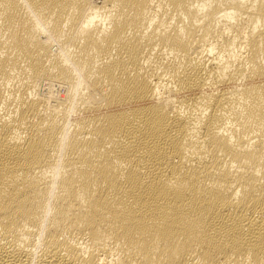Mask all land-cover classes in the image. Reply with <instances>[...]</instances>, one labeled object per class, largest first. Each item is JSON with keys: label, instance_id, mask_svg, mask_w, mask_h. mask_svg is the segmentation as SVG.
Segmentation results:
<instances>
[{"label": "bare ground", "instance_id": "6f19581e", "mask_svg": "<svg viewBox=\"0 0 264 264\" xmlns=\"http://www.w3.org/2000/svg\"><path fill=\"white\" fill-rule=\"evenodd\" d=\"M0 264H264V0H0Z\"/></svg>", "mask_w": 264, "mask_h": 264}, {"label": "rangeland", "instance_id": "374dc122", "mask_svg": "<svg viewBox=\"0 0 264 264\" xmlns=\"http://www.w3.org/2000/svg\"><path fill=\"white\" fill-rule=\"evenodd\" d=\"M53 47H54L55 49L57 48L56 46H53ZM53 47H52V48H53ZM54 48H53V49H54ZM63 93H64V89L60 90V93H58L59 97L62 96ZM55 95H56V94H55ZM94 99H95V98H94Z\"/></svg>", "mask_w": 264, "mask_h": 264}]
</instances>
